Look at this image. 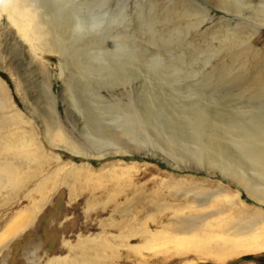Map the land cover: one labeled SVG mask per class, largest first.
I'll return each instance as SVG.
<instances>
[{
    "label": "rangeland",
    "instance_id": "1",
    "mask_svg": "<svg viewBox=\"0 0 264 264\" xmlns=\"http://www.w3.org/2000/svg\"><path fill=\"white\" fill-rule=\"evenodd\" d=\"M77 1L38 0L32 15L49 33L41 44V35L21 29L30 25L27 17L0 1V264H264L263 249L241 254L246 250L236 246L237 253L225 255L214 246L217 236L205 237L221 230H179L181 220L219 206L231 207L212 223L232 211L239 220L264 214V202L238 184L240 176L253 180L250 160H264L263 22L215 0H198L204 8L186 0H108L80 18L95 19L100 37L121 31L123 50L146 52L153 65L124 71L125 85L117 88L110 85L118 79L108 82L112 71L81 87L69 72L80 75L76 64L84 68V56L69 51L59 78V56L44 51L52 34L58 40L87 35L85 24L79 32L69 27L71 7L83 9ZM197 8L211 18L196 22ZM116 11L125 18L114 20ZM124 86L138 91L137 99L121 95L126 107L113 99ZM96 105L102 107L90 114L87 108ZM121 114L137 123L132 143L144 149L98 158L65 148L94 142L88 115ZM49 117L58 126L45 132Z\"/></svg>",
    "mask_w": 264,
    "mask_h": 264
},
{
    "label": "bare ground",
    "instance_id": "2",
    "mask_svg": "<svg viewBox=\"0 0 264 264\" xmlns=\"http://www.w3.org/2000/svg\"><path fill=\"white\" fill-rule=\"evenodd\" d=\"M0 1L5 2V0H0ZM9 1H10V7L13 10L15 9V11L18 14H23L24 16L27 17L28 21H30V25L29 26L27 25L26 28L24 26H20L21 29L23 30V32L26 33L28 31V29L35 31L36 34L38 33L39 36L41 35V37L38 36L39 39L41 38L38 41L39 44H41L40 41L42 40V37H43L42 34L45 33L44 32L45 29L42 27V23H44V20H42V18H40L39 20L36 21V20H34V16L32 15V12H35L36 11V8L38 6V4H37L38 3V0H9ZM107 1L108 0H78L76 3H78L79 5H82L83 6V9H80V10H77L76 9V10H74V7L75 6L74 7H71L73 9L70 11L71 12L70 17H72V18L71 19L69 18V20H70V26L69 27H71L73 29L72 32H77L79 30L78 28L80 26H82L83 24H85V26H84V28L82 30H85L86 31V34H87L86 36L85 35L84 36H81V34H80L79 36L77 35L78 37L76 38L75 36L65 37V36L60 35L59 36L60 40H58V39H55L54 38L53 34L51 35V42H52L51 43V46H49L47 48H44L45 49L44 51H46L48 53L57 54L59 56V58H60V66H61L60 67L61 70L58 72L59 78L62 76L63 71H64V68H67L65 66L68 65L66 63V60L68 59L67 56H68L69 51H72L75 54L74 55L75 56V59H78L79 57L84 56V60L83 61L85 62L84 63V66L85 67L83 68L82 67L83 64H81V63H77L76 64L78 66L80 65V67H79L80 68V73H79L80 75H78V73L75 75V71H76L75 69H72V71L69 72V73H71V75H69L71 81H75V79H76L77 84L80 83L79 86H81V87H84L85 86V84L89 80V77L90 76L100 77V75L103 72H105V71H110L111 72L112 71V73L109 74V80H108V82L110 84L111 78L112 79H118V81L115 82L114 85H110L111 87L113 86V87L117 88L121 84L122 85H125L124 80L126 79V77H125L126 74L124 73V71L129 70V69H132L134 67V65L141 67L140 66V63H144L143 67H145L146 69L152 64V62L150 63V61H151L150 57H152V56L150 54L148 55L146 52L143 55L140 52H136L135 53L134 51H129L128 53H126L123 50L122 43H121V41H122L121 40L122 39V37H121V31H115L114 34H111V35L107 34L106 36H103V37L101 36L100 37L99 36V33L96 31L97 28L94 27V25L96 23L94 21L95 20L94 18H93L94 20H90L88 17H86V18H80L84 14H85L84 16H86V14H91V13H88L90 9L93 12H94V10L96 11V8L99 5H101V6H99V8H100V7H102V4H106ZM111 1H109V3ZM186 1H187L188 4H193L194 3L195 6L196 5L197 6L199 5L200 7L202 6L201 4H203L202 2L199 3L198 0H191V1L186 0ZM215 1H216V4L218 6H222L223 8H227V10H229V11L231 9H235V10L241 11L240 13H244L245 12V14H244L245 16L247 14V16H251L252 19L256 18L258 20H261L263 22L262 24L264 25V0H215ZM73 2H74V0H73ZM47 3L50 4V2H47ZM153 5H154V3H153ZM108 6L109 5H107L106 8L104 9L105 12H107V13H108V9H109ZM203 6H202V8H204L206 5L204 7ZM88 7H89V9H88ZM154 7H155V5H154ZM64 8L66 9V7H64ZM146 9H147V7H146ZM29 10L31 11V13L30 12H27ZM194 11H196V13H197L196 16H200V19L198 21L195 20L196 22H199L200 24H202L207 19L211 18L210 15L208 14V9L206 10V13H205L204 16H201V13L203 12V11H201V9L197 8L196 10H193V12ZM189 14H190V12H189ZM196 16H194V17H196ZM112 18L114 20H117L119 18H125V15L123 16L122 14L117 13V11H116V13L112 16ZM80 19L81 20L83 19V20L81 22H79ZM224 19H225V21L227 20L225 17H224ZM28 21H25V22H28ZM255 23H257V22H255ZM196 24H198V23H196ZM60 26L64 28V26H62V25H60ZM235 26H236V24H235ZM257 26L258 25H255V28L254 27L252 28L253 33H254V31L256 32V30L258 29ZM47 29H49V28H47ZM66 29H68V28H66ZM94 29H96V30H94ZM46 33H48V31ZM33 34H35V33L33 32ZM74 35H75V33H74ZM31 36H29V37H31ZM45 37H46V35H45ZM32 38L33 37H31V39ZM48 38H50V37H48ZM72 38H74V39H72ZM46 39H47V37H46ZM52 39H55V40L53 41ZM66 40H68V41H66ZM238 40L239 39H237V41ZM35 44H38V43H35ZM42 44L43 45H46V42L45 41H42ZM96 45H97V49H95ZM38 48L39 47L37 46L36 49H38ZM244 48H245V46H244ZM90 49H92V50L90 51ZM34 52H35V50H34ZM65 58H66V60H65ZM153 58H155V57H153ZM78 61H76V62H78ZM152 61H154V60H152ZM34 63H35V61H34ZM169 64H170V62H169ZM120 66H123V73H121V74H120V72L116 73V71L119 69L118 67H120ZM84 70H87V71H84ZM82 71H84L85 74H83L84 72L81 74ZM158 72H160V71H158ZM261 73H262L261 75H262V79H263V77H264V66L261 69ZM86 76H87V78H85ZM105 78H107V76ZM145 78H147V77H145ZM162 79H163V77H162ZM162 79H159V80H162ZM147 80H149V78H147ZM153 81H154V79H153ZM130 82H131V79H129L126 82V84H130ZM263 82H264V80L262 81V83ZM209 85H210V83H209ZM217 86L218 85H216V87ZM100 88H103V87H100ZM100 88L97 89V92H96V95H95L96 97L95 98L101 100L104 97L99 93V89ZM198 89H199V87H198ZM194 90L196 91V89H194ZM203 90H205V89H203ZM137 92H138L137 89H133L132 87H125L124 86L123 89L120 91V94L117 95V97H115L113 99H116L115 102L117 104L121 105L122 107L123 106L126 107V106H128V103L127 104L126 103L123 104V102H121L122 101L121 100L122 99V96L121 95H125L127 99H135V96H136V99H137V96H138L136 94ZM198 92H196V94ZM200 93H202V92H200ZM209 93L212 94V91L209 92ZM219 93H220V90H219ZM204 94L206 95V93H203V95ZM233 95H236V93L233 94ZM213 96H214V94H213ZM228 96H231V95H228ZM248 97L249 98L250 97L255 98V93L254 94H250L249 93L248 94ZM234 98L237 99L236 97H234ZM78 99H83V98L82 97H79ZM258 99H264V94L261 95ZM132 104H133V102L131 103V105ZM101 107H102V105H98V106L96 105V107H94V106L88 107L87 108V111L88 112H91L90 114H92V112H93L94 109L101 108ZM106 109H108V108H106ZM109 109H110V107H109ZM101 111H102L103 114H106V113H104L105 111H103V110H101ZM111 111H113V109ZM106 112L108 113L109 110L106 111ZM197 112H198V110H197ZM98 113L100 114V112H98ZM96 115L98 116L97 113H96ZM96 115H94V116H91V115L89 116L88 115V118L86 119V124H85L86 125V128L88 130V133H89L88 138L90 137V138L94 139V140H92L94 142L90 143L87 148H83V149L82 148H75L74 146H69L71 148H68V147H65V148H67L69 150H72L74 153L82 154V155H84L86 157H92L93 156V157H98V158L105 157L107 155L132 153V152H134L133 150L136 149V148L137 149L143 148L142 146H140V144L138 145V143H140L139 141L138 142H135V143H132V140L137 137L136 135H134V133H136V128L138 126H137V123L135 121H132V119H130V117L124 116L126 114H121L122 115L121 118H123L122 120H121V118H118L121 121H118V119H116V118H113L114 120L111 119L113 116H111L110 118L107 117V116L106 117L99 118ZM38 117H40V116H38ZM41 117H43V115ZM47 117H45V118H47ZM95 117H97V119H99V120H95L93 122L92 120ZM132 117L134 119H136L137 112H135V114L132 115ZM42 123L44 124V129H45L44 131L45 132L51 131V130L55 129L58 126L57 123L52 118H50V117H49V119H46V122L45 123H44V120H43ZM227 124H229V123H227ZM231 126H232V124H231ZM251 130H252V128H251ZM197 132L199 133V131H197ZM125 134H127V135H125ZM128 134H129L130 137L128 136ZM248 152L249 153H252L253 151L252 152L248 151ZM258 153H257V155H258ZM247 157H251L250 154ZM250 159H248V160H250ZM247 169H248L247 172H249V173L252 171L250 173V175L252 176V179L253 180L251 181L249 179V177L240 176L241 178L239 177L240 181H239L238 184L242 185V187L245 188L244 190H246V192L250 196L258 199L259 201H263L264 202V160H259L258 158L256 160V157H255L254 158V161L251 162V160H250V164L247 163ZM237 170L235 169V171H237ZM231 171H232V173L235 172V171L233 172V170H231ZM226 172H229V171H226ZM237 173H240V171L237 172ZM231 180H233V179H231ZM234 182H235V179H234ZM206 200L207 199L201 200V203L200 204L204 203ZM230 207L231 206H226V207L225 206H219V208H216L215 210H213V211H211L209 213H206V214L202 215V217L193 216V217H189V218L183 219V220H181V222H179V225L181 226L179 228V230L187 229V230L191 231V230H194V229H197V228H200V229H203V230H205V229H208V230L209 229H211V230L213 229V230H216V231L221 230V231H219L220 234H218V232H216L217 233L216 234V233H214L215 232L214 231L213 234H211V235H208L207 234L205 237L207 239H209V238H212V237H216L217 236V240L214 243V246H216L217 248L222 249L225 255H232V254L237 253L238 251H236V246H238V247L246 250V251L242 252L241 254H245V253H251L252 254V252H258V250H261V249L264 250V214L263 213H260L259 216L258 215H255L253 217L247 215L248 218L241 217L240 220H239V219H237V216L235 214V211H232V212H230L231 215L227 213V216L224 217L223 219H220L219 218V221L216 220L217 222H214V223L210 222L211 221V217H216V215H220V214H222V215L223 214H226V211L229 210ZM239 213H241V210L240 211H237V214H239ZM28 215H30V213ZM25 220H27V219H25ZM25 220H23L22 223L20 222L21 225H24ZM229 229H232V230H230V232L228 234V233H226V231H228ZM259 229H263V230H259ZM13 231L14 230L12 228L7 233V235H10L11 232H13ZM230 233H232V234L230 235ZM2 240H3V237H0V242ZM57 264H58V262H57ZM61 264H63V263H61Z\"/></svg>",
    "mask_w": 264,
    "mask_h": 264
}]
</instances>
